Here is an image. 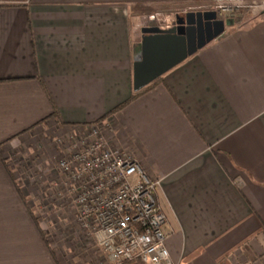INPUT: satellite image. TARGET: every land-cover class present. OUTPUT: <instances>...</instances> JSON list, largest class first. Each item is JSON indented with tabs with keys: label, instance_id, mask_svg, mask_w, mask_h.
Segmentation results:
<instances>
[{
	"label": "crops",
	"instance_id": "obj_1",
	"mask_svg": "<svg viewBox=\"0 0 264 264\" xmlns=\"http://www.w3.org/2000/svg\"><path fill=\"white\" fill-rule=\"evenodd\" d=\"M1 1L11 5L0 6V178L2 159L47 145L41 132L58 137L100 122L138 92L133 66L144 29L166 32L177 15L219 2L255 4L243 24L226 18L220 36L109 118L118 146L160 180L174 261L264 264V3ZM8 199L0 204V264H113L92 235L74 234V218L53 229L39 220V230Z\"/></svg>",
	"mask_w": 264,
	"mask_h": 264
},
{
	"label": "built area",
	"instance_id": "obj_2",
	"mask_svg": "<svg viewBox=\"0 0 264 264\" xmlns=\"http://www.w3.org/2000/svg\"><path fill=\"white\" fill-rule=\"evenodd\" d=\"M241 4L219 2L213 7L219 16L229 13L230 18ZM96 123L86 125L92 126V143L70 150L58 165L71 181L68 195L81 227L113 264H178L166 242L167 216L157 197L160 180L149 177L137 159L118 146L111 118Z\"/></svg>",
	"mask_w": 264,
	"mask_h": 264
},
{
	"label": "rangeland",
	"instance_id": "obj_3",
	"mask_svg": "<svg viewBox=\"0 0 264 264\" xmlns=\"http://www.w3.org/2000/svg\"><path fill=\"white\" fill-rule=\"evenodd\" d=\"M251 5L252 3L249 2L243 3L239 7L235 6L232 12L229 11L230 14L232 13L231 18L238 24H243L248 16H252L253 6ZM212 9L215 8L212 7ZM227 15H220L219 17L226 19L228 18ZM167 18L169 20L166 22L176 20L173 19L174 17ZM84 126L86 131H82L79 125L70 126L65 132L66 134L64 133L58 137L49 136L43 131L40 133V135L44 133L41 135L43 136L41 139H47V145L45 146L49 147L48 149L43 143H39L35 149H27L26 154H17L14 151V156L9 159L6 166L2 162L6 177L0 178V204L5 203V199L9 198L8 201L12 208L17 205L20 207L24 205L27 209L25 213H28L29 217L31 216L38 228L41 227L39 220L44 221L45 225H49L53 229V227H56L54 221L55 223L58 221L60 226H65V224L71 222V218H74L77 224L73 227L74 234L81 235L84 233V228L81 227L76 209L70 202V196L68 195L67 183L70 184L71 181L63 175L58 166L59 161L69 155L70 150H77L83 145L92 143L94 136L88 135V130L92 126ZM76 128L78 133L75 132ZM111 131L107 132L108 137H110ZM17 187L21 188L23 196L27 198V203L23 201ZM30 189L33 194H29ZM9 192L10 196L8 195ZM27 207L32 210L33 216ZM11 214H14L13 219L18 218L15 216L16 212ZM39 230L42 229L39 228ZM57 231L59 232L60 229Z\"/></svg>",
	"mask_w": 264,
	"mask_h": 264
},
{
	"label": "water",
	"instance_id": "obj_4",
	"mask_svg": "<svg viewBox=\"0 0 264 264\" xmlns=\"http://www.w3.org/2000/svg\"><path fill=\"white\" fill-rule=\"evenodd\" d=\"M175 26L144 29L139 59L133 66V87L139 91L173 69L220 36L229 20L218 18L216 10L189 11L176 16Z\"/></svg>",
	"mask_w": 264,
	"mask_h": 264
},
{
	"label": "trees",
	"instance_id": "obj_5",
	"mask_svg": "<svg viewBox=\"0 0 264 264\" xmlns=\"http://www.w3.org/2000/svg\"><path fill=\"white\" fill-rule=\"evenodd\" d=\"M9 5H11V4H8V3H4V2H2L1 0H0V6H9ZM155 82V81H154ZM153 82V83H154ZM152 85V83H150L148 86H146L145 88H147V87H149V86H151ZM145 88H143L142 90H140V91H138V92H135L131 97H130V99L129 100H127V101H125L124 103H122V104H120L119 106H117L116 108H115V110H113V111H111L110 113H108L103 119H101V120H99V121H102V120H104V119H107V118H109V115L111 114V113H113V112H115L116 110H119V109H121L123 106H125L130 100H132L133 98H135L137 95H139L143 90H145ZM2 162L4 163V165L6 166V160H4V159H2ZM18 189V191H19V194L22 196V198H23V201H25V203H27V198L26 197H24L23 196V194H22V192H21V188H19V187H17ZM28 208V207H27ZM28 210L30 211V212H32V210L30 209V208H28ZM32 214V216L34 215V213L32 212L31 213ZM33 219H34V217H33ZM137 264H142V263H139V262H137Z\"/></svg>",
	"mask_w": 264,
	"mask_h": 264
}]
</instances>
